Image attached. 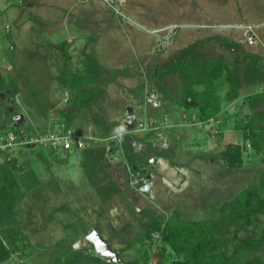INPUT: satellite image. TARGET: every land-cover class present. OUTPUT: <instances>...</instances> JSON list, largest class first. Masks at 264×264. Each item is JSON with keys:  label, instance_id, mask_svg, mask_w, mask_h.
Returning <instances> with one entry per match:
<instances>
[{"label": "rangeland", "instance_id": "1", "mask_svg": "<svg viewBox=\"0 0 264 264\" xmlns=\"http://www.w3.org/2000/svg\"><path fill=\"white\" fill-rule=\"evenodd\" d=\"M220 33L238 41V49L264 56V0H0V73L20 86L14 105L0 92V131L9 109V122L23 121L27 130L65 123L85 135L84 145L106 148L103 159L111 174L103 180L98 172L102 183L92 184L83 169L82 147L54 154L26 142L0 154V165L16 158L20 182L12 215L0 206V229L11 251L0 264H71L73 249L102 255L86 237L94 227L125 264H136L135 259L170 264L181 255L162 240L161 231L128 243L152 216L206 222L217 230L225 227L227 235L237 227L235 240L264 230V141L258 148L242 128L253 112L246 96L263 91L264 78L242 77L238 96L204 122L195 108L189 114L181 103V71L157 76L183 47ZM64 38L73 70L83 69L90 53L106 69H125L102 84L89 109L79 107L74 91L61 85L64 55L54 43ZM201 53L222 60L225 73L215 80L221 92L235 53L214 38ZM259 65L264 69V58ZM127 135L136 151L147 144L154 149L144 159L132 157L118 142ZM156 148L168 152L158 155ZM250 187L253 203L235 205L238 192ZM253 207L249 220L238 225L243 210ZM231 212L238 217L224 223ZM232 244L213 252L230 255ZM258 255L264 256V243L246 257Z\"/></svg>", "mask_w": 264, "mask_h": 264}, {"label": "trees", "instance_id": "2", "mask_svg": "<svg viewBox=\"0 0 264 264\" xmlns=\"http://www.w3.org/2000/svg\"><path fill=\"white\" fill-rule=\"evenodd\" d=\"M217 39L221 40L223 45L229 50L235 53L233 67L226 66V79L227 87L224 86L222 91L217 90L215 85V80L221 77L225 72L222 70L224 67L222 60L212 59L206 57L201 53V48L205 44L207 39ZM64 59L59 65V79L61 85L69 90H73V101L83 108H91L95 101L100 97L102 93V84L111 80L117 72L125 71L122 68L116 69H106L100 65V63L95 59V56L87 54L85 58V66L81 70H73L68 63L70 59V52L68 51V40L64 38L56 43ZM239 45L238 41L233 38L223 35L216 34L213 37L199 38L195 39L194 42L183 47L176 55L169 59L167 62L162 64L157 76L161 78L163 72H169L170 70L181 71L184 75L185 88L183 89L184 96L182 97L181 103L186 107L188 113H192L195 108L196 117L200 121H209L210 118H215L218 112L222 108L223 102H228L227 100H232L238 96V88L242 83V77L245 80H259L264 78V69L259 65L263 55L253 51H244L237 48ZM208 55V54H207ZM61 61V60H60ZM107 73V74H106ZM12 81V82H11ZM226 85V84H225ZM20 86L16 79H10L7 75L0 73V92L4 93V98L9 97L13 100V105L16 102L14 96L18 93ZM248 105L252 107L253 112L251 113V119L248 124L242 126L243 133L247 137H250L253 144L260 148L264 141V90L257 93H249L246 96ZM7 117L2 120V127H14L16 130L20 131L22 127V122H9L10 114L12 110H7ZM65 114V112H64ZM71 116L68 115L67 122ZM8 120V121H7ZM97 120V119H96ZM256 121L259 125L256 127L253 121ZM98 123L102 124L97 120ZM10 123V124H9ZM27 128V127H26ZM31 130L25 129L22 134H28L36 132L38 129L35 126H30ZM104 128V127H102ZM3 129V128H2ZM131 135V134H130ZM130 135L125 138H118L119 144H123L126 148H129V153L132 157L140 156V159H144L145 155L152 152L154 147H149L147 144L145 148L141 151H136L131 143ZM120 139V140H119ZM122 139V140H121ZM104 148L100 143H86L82 147V152L84 155V160L82 161L83 169L85 173L89 176L90 181L94 185H99L102 183V178L98 172L104 174V179L106 180L111 176L109 171L106 169V163L104 161ZM74 151V150H72ZM158 155L167 154V149H155ZM52 153H62L63 151H57L50 149ZM40 153L46 154L43 148L40 149ZM10 157V156H9ZM18 163L16 158H7L3 164L0 165V206L6 205L7 209L10 210V214L13 213V206L19 197L20 193L17 191L19 185V177L15 173V169H18ZM106 178V179H105ZM262 189L264 188V173L262 175ZM254 189L242 190L238 192L237 199L235 200V205H244L243 207L252 204L255 197ZM229 202H226V205ZM235 205L232 207L235 209ZM257 207L251 209H244L239 216L237 221L238 225L246 222L250 218L251 210L256 211ZM1 217L4 215L1 213ZM236 216V217H235ZM238 216L231 212L227 217L223 219L225 223L226 220H234ZM166 221V223H165ZM142 225L147 226L141 233L132 239L130 242L144 241V238L150 236L154 230L161 231L162 240L171 245L172 249L181 255L176 260H173L170 264H264V256H252L247 258V251H252V249L260 248L264 243V230L255 235H251L250 238L243 237L235 240L238 233V228L236 227L232 234L225 232V227L221 230H217V227H212L206 222H191L182 220L179 217H172L167 219L162 216H152L146 222H142ZM224 230V231H223ZM3 232L0 229V262L9 258L10 248L7 246L6 240L4 239ZM232 244L233 252L230 255H226L223 252L214 253L213 249L219 246H230ZM17 247H12L15 251ZM69 259L71 264H86L87 259L91 262H96L97 264H125L124 261L120 259L119 262L109 261L106 257L95 254H84L83 251L71 250ZM81 254V255H80ZM136 264H140L139 259L132 260Z\"/></svg>", "mask_w": 264, "mask_h": 264}, {"label": "built area", "instance_id": "3", "mask_svg": "<svg viewBox=\"0 0 264 264\" xmlns=\"http://www.w3.org/2000/svg\"><path fill=\"white\" fill-rule=\"evenodd\" d=\"M23 131H25L23 127L20 131L14 127L3 128L0 131V154H9L18 143L32 142L41 145L44 149L72 151L81 149L85 142V135L82 132L75 127L73 129L68 127L65 123L50 125L47 129H38L28 134H22ZM145 185L142 191L145 190Z\"/></svg>", "mask_w": 264, "mask_h": 264}, {"label": "water", "instance_id": "4", "mask_svg": "<svg viewBox=\"0 0 264 264\" xmlns=\"http://www.w3.org/2000/svg\"><path fill=\"white\" fill-rule=\"evenodd\" d=\"M86 237L93 243L97 252L116 262L120 261V253L111 246L110 241L104 237L99 228L94 227Z\"/></svg>", "mask_w": 264, "mask_h": 264}]
</instances>
